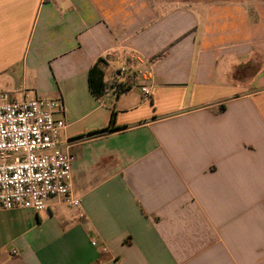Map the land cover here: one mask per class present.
Segmentation results:
<instances>
[{"label":"crops","instance_id":"1","mask_svg":"<svg viewBox=\"0 0 264 264\" xmlns=\"http://www.w3.org/2000/svg\"><path fill=\"white\" fill-rule=\"evenodd\" d=\"M4 93L62 104L84 217L0 210V264H264V0H0Z\"/></svg>","mask_w":264,"mask_h":264},{"label":"built area","instance_id":"2","mask_svg":"<svg viewBox=\"0 0 264 264\" xmlns=\"http://www.w3.org/2000/svg\"><path fill=\"white\" fill-rule=\"evenodd\" d=\"M121 74L126 69L121 70ZM124 78L125 76L122 75ZM127 79L116 83L118 95L128 87ZM145 98L151 96L142 88ZM59 101L50 99H15L4 93L0 97V210H46L54 198L81 211L82 201L73 196L72 170L76 160L60 148L66 123L58 117ZM98 246L97 241H93ZM101 251L108 252L106 246ZM19 255L17 250L13 251Z\"/></svg>","mask_w":264,"mask_h":264},{"label":"trees","instance_id":"3","mask_svg":"<svg viewBox=\"0 0 264 264\" xmlns=\"http://www.w3.org/2000/svg\"><path fill=\"white\" fill-rule=\"evenodd\" d=\"M103 64H105V61L103 58H100L89 73L90 89L93 95L98 99L104 97L109 90V85L105 81L106 71ZM123 92H125V90ZM114 115L115 114L113 113L112 123H114Z\"/></svg>","mask_w":264,"mask_h":264},{"label":"rangeland","instance_id":"4","mask_svg":"<svg viewBox=\"0 0 264 264\" xmlns=\"http://www.w3.org/2000/svg\"><path fill=\"white\" fill-rule=\"evenodd\" d=\"M176 1H186V2H193V1H196V0H176ZM121 68V67H120ZM137 88H139L140 90H142V86L143 84L139 81L137 84H136Z\"/></svg>","mask_w":264,"mask_h":264}]
</instances>
